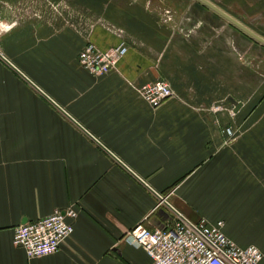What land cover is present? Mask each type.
<instances>
[{
	"label": "crops",
	"instance_id": "obj_1",
	"mask_svg": "<svg viewBox=\"0 0 264 264\" xmlns=\"http://www.w3.org/2000/svg\"><path fill=\"white\" fill-rule=\"evenodd\" d=\"M216 8L264 39V0H0V264H151L126 234L171 214L134 173L264 264V43ZM123 41L111 72L81 66L88 42ZM157 79L174 94L153 108L138 89ZM67 209L56 253L14 245Z\"/></svg>",
	"mask_w": 264,
	"mask_h": 264
},
{
	"label": "built area",
	"instance_id": "obj_2",
	"mask_svg": "<svg viewBox=\"0 0 264 264\" xmlns=\"http://www.w3.org/2000/svg\"><path fill=\"white\" fill-rule=\"evenodd\" d=\"M15 25V21L0 20V35ZM127 50L124 41L106 51L88 42L79 52L78 59L93 76H101L116 69ZM0 58L11 64L1 52ZM138 90L153 108H158L174 94L165 79L143 84ZM220 108L215 106L214 110ZM224 131L228 139L226 142H229L235 136L234 129L228 126ZM134 175L154 194L156 208L164 207L171 214V219L162 227L150 229L139 226L126 234L129 242L146 251L151 264H259L263 257L261 250L255 245L242 247L229 238L224 232L223 220L214 223L205 218L192 220L173 204L171 193L164 194L138 174ZM76 216L73 209L56 210L36 221L17 226L12 241L15 246L22 247L30 258L56 253L65 238L73 233L70 219Z\"/></svg>",
	"mask_w": 264,
	"mask_h": 264
},
{
	"label": "water",
	"instance_id": "obj_3",
	"mask_svg": "<svg viewBox=\"0 0 264 264\" xmlns=\"http://www.w3.org/2000/svg\"><path fill=\"white\" fill-rule=\"evenodd\" d=\"M217 9V8H216ZM218 12H220L221 14H223L225 17H227L229 20H231L234 24H236L237 26H239L241 29L245 30L246 32H249V34H252L255 38H257L258 40H260L261 42L264 43V39L259 37L258 35L254 34L253 32H251L248 28H246L245 26H243L241 23L237 22L235 19H233L232 17L228 16L227 14H225L224 12H222L221 10L217 9ZM231 102L233 104H235V110L237 111L240 107L241 104L236 103L234 100H231Z\"/></svg>",
	"mask_w": 264,
	"mask_h": 264
}]
</instances>
